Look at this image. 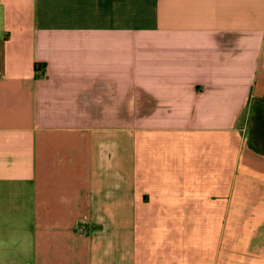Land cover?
<instances>
[{"label": "crops", "instance_id": "crops-1", "mask_svg": "<svg viewBox=\"0 0 264 264\" xmlns=\"http://www.w3.org/2000/svg\"><path fill=\"white\" fill-rule=\"evenodd\" d=\"M262 143L264 0H0V264H264Z\"/></svg>", "mask_w": 264, "mask_h": 264}, {"label": "rangeland", "instance_id": "rangeland-1", "mask_svg": "<svg viewBox=\"0 0 264 264\" xmlns=\"http://www.w3.org/2000/svg\"><path fill=\"white\" fill-rule=\"evenodd\" d=\"M262 137V136H261ZM260 137V138H261ZM263 138V137H262ZM259 145V144H258ZM262 150L264 151V143L261 144Z\"/></svg>", "mask_w": 264, "mask_h": 264}, {"label": "trees", "instance_id": "trees-1", "mask_svg": "<svg viewBox=\"0 0 264 264\" xmlns=\"http://www.w3.org/2000/svg\"><path fill=\"white\" fill-rule=\"evenodd\" d=\"M38 66V64H36V67Z\"/></svg>", "mask_w": 264, "mask_h": 264}]
</instances>
